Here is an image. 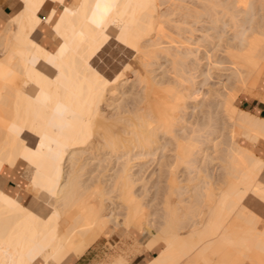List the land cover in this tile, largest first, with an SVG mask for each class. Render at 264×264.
<instances>
[{"label": "bare ground", "instance_id": "bare-ground-1", "mask_svg": "<svg viewBox=\"0 0 264 264\" xmlns=\"http://www.w3.org/2000/svg\"><path fill=\"white\" fill-rule=\"evenodd\" d=\"M97 2L0 5V264H264V0Z\"/></svg>", "mask_w": 264, "mask_h": 264}, {"label": "rangeland", "instance_id": "rangeland-1", "mask_svg": "<svg viewBox=\"0 0 264 264\" xmlns=\"http://www.w3.org/2000/svg\"><path fill=\"white\" fill-rule=\"evenodd\" d=\"M258 2V4H256ZM257 2H255V5L256 6H258L259 5V7H260V2L259 1H257ZM3 3V2H2ZM3 5V4H2ZM262 12H264L263 10L261 11H259V13H262ZM42 16L44 17L45 16V14H42ZM239 29H241V27L239 28ZM227 35H232L233 34V32L234 31H232V30H230V27L228 26L227 27ZM216 33H214V35H215ZM215 41H220L221 42V40L219 39V38H216L215 39ZM53 42H54V39L52 38L51 39V41H50V44H53ZM0 51H1V53H4V49H3V46H0ZM161 61H164V60H161ZM207 99V98H206ZM238 105L240 106V107H242V108H244V109H246V110H249L250 112H252V113H255V114H259V115H264V90H261V91H258V90H253L250 94H247V93H241L240 94V96H239V98H238ZM192 104V103H191ZM192 106V105H191ZM189 109H191V112H193V113H195V111L196 110H193V108L191 107V108H189ZM193 110V111H192ZM190 111V110H189ZM191 112H190V114H191ZM192 113V114H193ZM139 162V161H138ZM150 162V163H149ZM149 162H148V160H147V162L145 161H143V163H145L144 165L143 164H141L140 166L142 167V166H144V167H146V165H147V167L146 168H142V169H144V171L146 170L147 171V178L149 179L151 176H152V174H153V172H154V170H155V166H157V165H154L155 164V162H153V161H151V160H149ZM147 163V164H146ZM149 163V164H148ZM157 163V162H156ZM140 166H138L137 167V169H140L141 167ZM136 168V167H135ZM5 168H4V170L2 171V174L5 172ZM148 173H150V174H148ZM148 175H149V177H148ZM153 179V178H152ZM151 179V180H152ZM9 182H7V184H9V185H11V184H14L15 182V180H8ZM3 184H4V182H3ZM6 183L4 184V186L5 185H7ZM140 186V185H139ZM150 186V185H149ZM143 188V187H142ZM153 188H155V189H157L156 187H152L151 189H150V194H149V197H151L152 198V196H154L153 194H154V192H155V189H153ZM141 189V188H140ZM153 189V190H152ZM142 190V189H141ZM152 191H154L153 192V194H152ZM157 192H155V194H156ZM152 194V195H151ZM156 196V195H155ZM154 196V197H155ZM148 196L146 197V199L144 200V202H148V200H150L151 198H149ZM159 198V199H158ZM158 198H156V199H152V200H150L149 202H151V201H153L152 203L153 204H149L150 206L151 205H154V206H156V205H158L157 203H159V200H160V196H158ZM154 200H156V202L154 201ZM156 204H155V203ZM151 207V210L152 209H157V208H159L158 206H156V207ZM155 210H153L154 212H156L157 213V211H155ZM158 210V209H157ZM158 212H160L159 210H158ZM118 232H121V233H123V234H120V236L118 237V238H116L115 237V240H113L112 238H114V236H116L117 235V233ZM124 234H125V232L122 230V229H120V228H117V227H114V226H111V228L109 227V229H107L101 236H100V238L89 248V250H96V248H98L99 249V252H98V256L96 257V261H95V264H110V261L114 258V257H117V256H119V255H125L127 258V263L128 264H135V263H132V260H133V258H134V255L135 254H137L138 252H141V251H146L145 252V254L143 255V261L141 262V263H139V264H145L147 261H148V259L149 258H151L152 256H154L155 254H156V252L155 251H153V252H149V251H147L146 249H145V246H144V244H142V243H138V244H136L135 242V244L136 245H134V243H133V241L131 240V239H129L130 237H128V240H129V242H125V236H124ZM123 236H124V238H123ZM150 236L149 235H147L146 237H144V239H143V241H146L148 238H149ZM131 242V243H130ZM125 243H127V244H125ZM131 244V245H130ZM139 245V246H138ZM141 245V246H140ZM128 246V247H127ZM138 249H137V248ZM132 248H134V249H132ZM130 249V250H129ZM135 250V251H134ZM131 252V253H130ZM154 252H155V254H154ZM127 254H129V255H127ZM77 260V259H76ZM74 262V261H73ZM72 262V263H73ZM71 263V264H72ZM183 264H189L188 262H184Z\"/></svg>", "mask_w": 264, "mask_h": 264}, {"label": "crops", "instance_id": "crops-1", "mask_svg": "<svg viewBox=\"0 0 264 264\" xmlns=\"http://www.w3.org/2000/svg\"><path fill=\"white\" fill-rule=\"evenodd\" d=\"M12 1L13 0H11V1L10 0H0V5L6 13L13 12L14 8L12 5ZM263 144H264V142L258 146L260 152H262V153H264V145ZM120 234H123V233L118 232L117 235L114 236V238H112V239L115 240V237L118 238L120 236ZM124 236H125V234H124ZM124 236H123V238H124ZM98 252H99L98 248H96V250L95 249L94 250H87V252L83 256H81L80 258L75 260L72 264H95L96 257L98 256ZM145 252L146 251L144 250V251H141V252H138L137 254H135L134 258L132 260V263H135V264L141 263L144 260L143 255L145 254Z\"/></svg>", "mask_w": 264, "mask_h": 264}, {"label": "snow or ice", "instance_id": "snow-or-ice-1", "mask_svg": "<svg viewBox=\"0 0 264 264\" xmlns=\"http://www.w3.org/2000/svg\"><path fill=\"white\" fill-rule=\"evenodd\" d=\"M102 6H103V0H98L96 7H97L98 9H101Z\"/></svg>", "mask_w": 264, "mask_h": 264}, {"label": "trees", "instance_id": "trees-1", "mask_svg": "<svg viewBox=\"0 0 264 264\" xmlns=\"http://www.w3.org/2000/svg\"><path fill=\"white\" fill-rule=\"evenodd\" d=\"M262 116H264V115L262 114Z\"/></svg>", "mask_w": 264, "mask_h": 264}]
</instances>
